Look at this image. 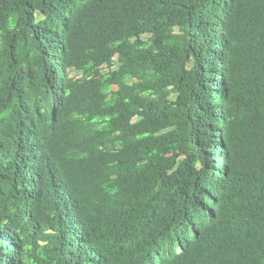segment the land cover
<instances>
[{
    "label": "trees",
    "instance_id": "16d2710c",
    "mask_svg": "<svg viewBox=\"0 0 264 264\" xmlns=\"http://www.w3.org/2000/svg\"><path fill=\"white\" fill-rule=\"evenodd\" d=\"M0 264H264V0H0Z\"/></svg>",
    "mask_w": 264,
    "mask_h": 264
},
{
    "label": "clouds",
    "instance_id": "9594fccd",
    "mask_svg": "<svg viewBox=\"0 0 264 264\" xmlns=\"http://www.w3.org/2000/svg\"><path fill=\"white\" fill-rule=\"evenodd\" d=\"M168 245H169V244H168ZM174 250H175V253H176V254H182V253L184 252V249H183L182 246L173 245V247L170 249V254H171L172 252H174Z\"/></svg>",
    "mask_w": 264,
    "mask_h": 264
}]
</instances>
